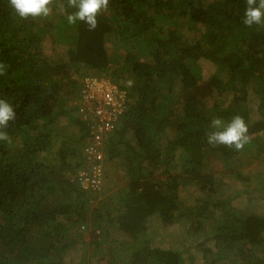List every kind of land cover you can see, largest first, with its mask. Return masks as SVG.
I'll use <instances>...</instances> for the list:
<instances>
[{
    "label": "trees",
    "instance_id": "1",
    "mask_svg": "<svg viewBox=\"0 0 264 264\" xmlns=\"http://www.w3.org/2000/svg\"><path fill=\"white\" fill-rule=\"evenodd\" d=\"M245 6L110 0L90 31L69 24L55 3L48 17L23 21L0 0V62L7 66L0 98L17 113L6 129L12 142H0V264H196L183 256L192 247L200 248V264H264V212L247 210L250 175L232 166L243 156L264 157V24L245 26ZM46 40L64 56H44ZM201 60L214 70L199 96ZM76 74L104 75L128 98L102 160L121 159L124 183L101 197L104 171L95 191L67 176L88 164L89 128L74 104L64 106L63 87L77 98ZM253 98L258 120H251ZM237 114L248 125L244 149L209 145L210 121ZM61 115L75 135L56 133ZM214 159L220 170L208 168ZM225 179L245 184L238 192L245 202L225 192ZM187 186L198 191L192 205L179 196ZM177 223L194 240H183V249L154 244L160 228ZM115 242L114 250L101 247Z\"/></svg>",
    "mask_w": 264,
    "mask_h": 264
},
{
    "label": "rangeland",
    "instance_id": "2",
    "mask_svg": "<svg viewBox=\"0 0 264 264\" xmlns=\"http://www.w3.org/2000/svg\"><path fill=\"white\" fill-rule=\"evenodd\" d=\"M108 51L111 50V46L108 44L107 45ZM43 53L44 56H46L48 59L50 56H53L54 58L58 56H64V48L61 46L54 45L53 43L51 44L49 41H45L43 43ZM52 59V58H51ZM201 68H202V79H201V88L200 92L198 93L199 96H202V92H204L205 87L204 83L207 81L208 76L213 72V66H211L209 63L200 61ZM81 77L79 74H76L75 76L72 75L71 79H77L79 82L81 80ZM70 86H65L62 88L63 95L66 97V100L64 102L65 108L68 109V107L72 106L75 102L76 99L71 96V93L68 92V89ZM210 101V99H208ZM252 104L251 106V120H258L260 118V115L257 112L256 109V102L255 98L252 99ZM179 104H177L178 107ZM181 109V108H180ZM67 115H61L57 118V122L54 124L56 128V133L60 134L62 136H69V135H75L77 132V127L75 126L74 123L70 122L69 119L67 118ZM105 152V149H104ZM43 158H49L46 155L42 156ZM105 157V155H104ZM107 158V157H106ZM120 158H114L110 159L109 161H105L102 164L103 171H104V190L102 189L100 191V196L103 192L108 193L111 192V190L116 189L118 186L122 185L124 183V172H123V166L120 162ZM208 168H214L220 170L221 167V162H218L214 160H210L208 163ZM233 168H239L241 170H244L250 175V180L248 182L249 186L247 187L248 190L250 191V197L253 196L254 200L248 204L247 210L253 211V212H258V213H263L264 212V176H263V171H264V157H262L261 163L252 158H247L245 156L241 157L238 161H236L234 164H232ZM81 169V168H80ZM80 172L82 171L79 170ZM79 171L75 175H67L68 177L75 178L78 176ZM227 178V177H226ZM226 182V187H225V192L226 193H231V195H237L239 200H243L245 202L246 200V195H238V192H242L243 188H245V184L237 182L232 179H225ZM244 185V186H243ZM247 185V184H246ZM197 189L195 187H182L180 189V199L181 201L186 204V205H192L197 198ZM105 193V194H106ZM104 194V193H103ZM90 228L91 226L87 224V227L83 228L81 230L82 234L84 235V242L87 243L90 240ZM186 233H184V230L181 228V226L177 223L174 225H171L168 227L166 230L165 229H159L157 233L155 234V237L153 238L154 244H157L162 247H179V249H183L186 246L183 245L182 247L179 246L182 242H187L194 240L193 237H187L184 236ZM121 236V234H116L115 232H112L110 234V237H113L115 239H118ZM186 237V238H185ZM200 239V238H199ZM184 240V241H183ZM116 241V240H115ZM115 244H106L102 245L101 247L103 250H107V247L109 248L112 246L111 250H114V245ZM212 243L208 242L206 243V246H211ZM192 254L193 259L196 264L201 263V252L200 248L198 247H192L187 253H184V258L188 260L187 255ZM74 256V252H69L66 255V260H70L71 257ZM105 260H109V255L107 254L105 257ZM105 261V262H106ZM104 262V263H105Z\"/></svg>",
    "mask_w": 264,
    "mask_h": 264
},
{
    "label": "clouds",
    "instance_id": "3",
    "mask_svg": "<svg viewBox=\"0 0 264 264\" xmlns=\"http://www.w3.org/2000/svg\"><path fill=\"white\" fill-rule=\"evenodd\" d=\"M6 2L12 12L23 21L48 17L55 3L66 12V20L69 24L83 22L91 31L98 26L97 17L108 9L110 0H6ZM245 5L241 17L242 23L247 27L264 24V0H245ZM6 69V64L0 62V76L5 74ZM127 84L131 86L132 81L129 80ZM16 118L14 106L7 99L0 98V142L9 144L12 142L6 129ZM209 127L210 131L206 134V139L213 147L223 146L241 151L249 142L248 125L238 114L227 122L219 117L214 118L210 121Z\"/></svg>",
    "mask_w": 264,
    "mask_h": 264
},
{
    "label": "built area",
    "instance_id": "4",
    "mask_svg": "<svg viewBox=\"0 0 264 264\" xmlns=\"http://www.w3.org/2000/svg\"><path fill=\"white\" fill-rule=\"evenodd\" d=\"M126 92L104 75L81 78L77 94V114L89 128L84 153L88 164L78 173L79 185L84 190H98L103 174L102 160L108 134L127 106ZM80 169V170H81Z\"/></svg>",
    "mask_w": 264,
    "mask_h": 264
}]
</instances>
